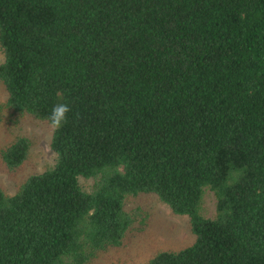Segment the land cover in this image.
<instances>
[{
	"label": "trees",
	"instance_id": "16d2710c",
	"mask_svg": "<svg viewBox=\"0 0 264 264\" xmlns=\"http://www.w3.org/2000/svg\"><path fill=\"white\" fill-rule=\"evenodd\" d=\"M0 86V113L45 122L53 154L0 188V264H88L144 194L193 240L143 264H264V0H0Z\"/></svg>",
	"mask_w": 264,
	"mask_h": 264
},
{
	"label": "rangeland",
	"instance_id": "374dc122",
	"mask_svg": "<svg viewBox=\"0 0 264 264\" xmlns=\"http://www.w3.org/2000/svg\"><path fill=\"white\" fill-rule=\"evenodd\" d=\"M5 96L0 86V103L5 100ZM16 136L26 137L29 146L25 159L17 168L8 169L0 162V188L7 194H12L28 175L53 163V154L48 147L50 127L43 121L1 110L0 146ZM213 208L214 196L206 189L200 212L210 217ZM125 209L132 214L133 222L121 243L117 247L97 252L88 264H143L157 251H176L193 240L187 216L171 213L154 195L130 198Z\"/></svg>",
	"mask_w": 264,
	"mask_h": 264
},
{
	"label": "clouds",
	"instance_id": "9594fccd",
	"mask_svg": "<svg viewBox=\"0 0 264 264\" xmlns=\"http://www.w3.org/2000/svg\"><path fill=\"white\" fill-rule=\"evenodd\" d=\"M70 111V108L66 104H59L55 106L52 110V113L49 117L51 121V127L54 129H58L67 120V113Z\"/></svg>",
	"mask_w": 264,
	"mask_h": 264
}]
</instances>
